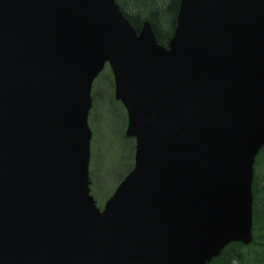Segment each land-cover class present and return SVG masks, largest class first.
<instances>
[{"label":"water","instance_id":"1","mask_svg":"<svg viewBox=\"0 0 264 264\" xmlns=\"http://www.w3.org/2000/svg\"><path fill=\"white\" fill-rule=\"evenodd\" d=\"M106 63L136 155L101 211ZM263 147L264 0H181L167 47L117 0H0V264H210L254 241Z\"/></svg>","mask_w":264,"mask_h":264},{"label":"rangeland","instance_id":"2","mask_svg":"<svg viewBox=\"0 0 264 264\" xmlns=\"http://www.w3.org/2000/svg\"><path fill=\"white\" fill-rule=\"evenodd\" d=\"M114 93V78L110 67L106 66L93 87V107L89 118L93 132L91 193L100 208L134 166L135 141L125 137L128 118L122 104L115 100ZM260 172L258 167L259 177ZM260 181L262 186L264 172Z\"/></svg>","mask_w":264,"mask_h":264},{"label":"trees","instance_id":"3","mask_svg":"<svg viewBox=\"0 0 264 264\" xmlns=\"http://www.w3.org/2000/svg\"><path fill=\"white\" fill-rule=\"evenodd\" d=\"M181 0H118L121 10L136 30L148 20L160 44L167 46L176 28ZM260 173L264 167V149L257 159ZM254 184V242L250 246L231 244L211 264H264V182Z\"/></svg>","mask_w":264,"mask_h":264}]
</instances>
